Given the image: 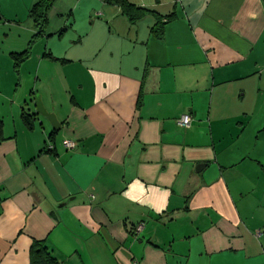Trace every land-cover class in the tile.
<instances>
[{
    "label": "crops",
    "instance_id": "0c3cea01",
    "mask_svg": "<svg viewBox=\"0 0 264 264\" xmlns=\"http://www.w3.org/2000/svg\"><path fill=\"white\" fill-rule=\"evenodd\" d=\"M38 1L0 0V264H264V0Z\"/></svg>",
    "mask_w": 264,
    "mask_h": 264
},
{
    "label": "trees",
    "instance_id": "16d2710c",
    "mask_svg": "<svg viewBox=\"0 0 264 264\" xmlns=\"http://www.w3.org/2000/svg\"><path fill=\"white\" fill-rule=\"evenodd\" d=\"M54 0H39L37 3L33 5L31 8V17H32V23L33 27L35 29V33L33 37H36L44 32L45 24H46V13L51 4ZM106 2H113L117 4L120 9L127 14L130 20H134L135 17L140 15L141 9L137 8L136 6L129 4L126 2V0H105ZM166 21V19L164 20ZM164 23H161V26L156 27L153 29V33L160 37L162 35V25ZM28 54V49H24L23 51L19 52L17 55L18 60H23ZM19 62V61H18ZM34 99V97H33ZM28 111V110H27ZM21 117L25 121L27 125H30L28 117H26V114L24 111H21ZM2 120L0 119V141L4 139L2 134ZM56 131H52L50 133V136H52ZM46 147V146H45ZM44 147V148H45ZM48 152H51L50 150H46ZM30 264H57L54 258H52L47 251L44 249V247L37 243L34 245V247L31 249L30 252Z\"/></svg>",
    "mask_w": 264,
    "mask_h": 264
},
{
    "label": "water",
    "instance_id": "95a60500",
    "mask_svg": "<svg viewBox=\"0 0 264 264\" xmlns=\"http://www.w3.org/2000/svg\"><path fill=\"white\" fill-rule=\"evenodd\" d=\"M33 100H34L33 106L35 109V113L45 118L54 131H58L61 127V124L58 121L55 113L53 111H47L45 109L39 95H35Z\"/></svg>",
    "mask_w": 264,
    "mask_h": 264
},
{
    "label": "built area",
    "instance_id": "2783aa9c",
    "mask_svg": "<svg viewBox=\"0 0 264 264\" xmlns=\"http://www.w3.org/2000/svg\"><path fill=\"white\" fill-rule=\"evenodd\" d=\"M177 124L181 127L188 128L191 124V116L187 113L180 115V117L177 119ZM63 145L67 148H74L75 147V141L73 140H65L63 142ZM46 150L52 151L53 146L51 144L46 145Z\"/></svg>",
    "mask_w": 264,
    "mask_h": 264
},
{
    "label": "rangeland",
    "instance_id": "374dc122",
    "mask_svg": "<svg viewBox=\"0 0 264 264\" xmlns=\"http://www.w3.org/2000/svg\"><path fill=\"white\" fill-rule=\"evenodd\" d=\"M2 35H3V33H2ZM0 53H1V49H0ZM35 95H39L40 96V94L39 93H36ZM40 98H41V96H40ZM43 103V102H42ZM44 106V105H43ZM1 112H2V114H4V112H5V110L2 108L1 109ZM41 117V116H40ZM42 119H44V120H46L45 118H43V117H41ZM4 120V122H5V124H6V122L8 121V119H3ZM9 122V121H8ZM7 122V123H8Z\"/></svg>",
    "mask_w": 264,
    "mask_h": 264
}]
</instances>
